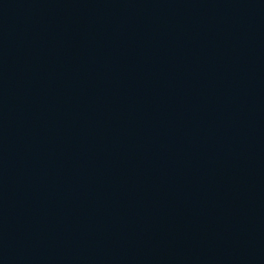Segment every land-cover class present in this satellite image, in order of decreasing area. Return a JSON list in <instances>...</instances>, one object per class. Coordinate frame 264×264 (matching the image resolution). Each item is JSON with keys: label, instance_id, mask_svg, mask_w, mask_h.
Segmentation results:
<instances>
[{"label": "water", "instance_id": "obj_1", "mask_svg": "<svg viewBox=\"0 0 264 264\" xmlns=\"http://www.w3.org/2000/svg\"><path fill=\"white\" fill-rule=\"evenodd\" d=\"M0 264H264V0H0Z\"/></svg>", "mask_w": 264, "mask_h": 264}]
</instances>
